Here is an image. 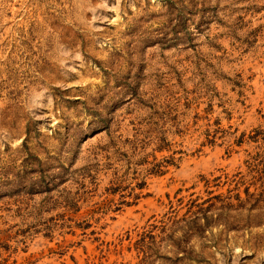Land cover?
Returning <instances> with one entry per match:
<instances>
[{
    "label": "rangeland",
    "instance_id": "1",
    "mask_svg": "<svg viewBox=\"0 0 264 264\" xmlns=\"http://www.w3.org/2000/svg\"><path fill=\"white\" fill-rule=\"evenodd\" d=\"M0 264H264V0H0Z\"/></svg>",
    "mask_w": 264,
    "mask_h": 264
}]
</instances>
